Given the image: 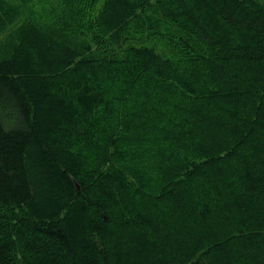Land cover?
I'll use <instances>...</instances> for the list:
<instances>
[{"label": "trees", "instance_id": "trees-1", "mask_svg": "<svg viewBox=\"0 0 264 264\" xmlns=\"http://www.w3.org/2000/svg\"><path fill=\"white\" fill-rule=\"evenodd\" d=\"M0 264H264V0H0Z\"/></svg>", "mask_w": 264, "mask_h": 264}, {"label": "water", "instance_id": "water-1", "mask_svg": "<svg viewBox=\"0 0 264 264\" xmlns=\"http://www.w3.org/2000/svg\"><path fill=\"white\" fill-rule=\"evenodd\" d=\"M78 188L80 189V187L78 186Z\"/></svg>", "mask_w": 264, "mask_h": 264}]
</instances>
